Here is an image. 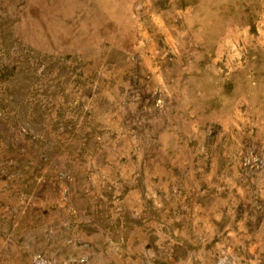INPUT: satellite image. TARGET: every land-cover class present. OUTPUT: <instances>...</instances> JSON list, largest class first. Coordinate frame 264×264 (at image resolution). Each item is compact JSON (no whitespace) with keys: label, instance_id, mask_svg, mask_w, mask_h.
Listing matches in <instances>:
<instances>
[{"label":"rangeland","instance_id":"rangeland-1","mask_svg":"<svg viewBox=\"0 0 264 264\" xmlns=\"http://www.w3.org/2000/svg\"><path fill=\"white\" fill-rule=\"evenodd\" d=\"M0 264H264V0H0Z\"/></svg>","mask_w":264,"mask_h":264}]
</instances>
